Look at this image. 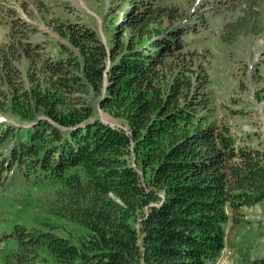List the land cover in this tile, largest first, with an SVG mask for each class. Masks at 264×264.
I'll use <instances>...</instances> for the list:
<instances>
[{
	"label": "trees",
	"instance_id": "1",
	"mask_svg": "<svg viewBox=\"0 0 264 264\" xmlns=\"http://www.w3.org/2000/svg\"><path fill=\"white\" fill-rule=\"evenodd\" d=\"M115 1L126 8L108 44L58 19L47 22L50 41L4 11L0 189L18 181L53 195L32 223H0V264H214L227 223L264 210V145L237 143L215 116L210 58L192 41L235 0L191 10L177 0ZM246 27L263 30L249 15L221 41Z\"/></svg>",
	"mask_w": 264,
	"mask_h": 264
},
{
	"label": "rangeland",
	"instance_id": "2",
	"mask_svg": "<svg viewBox=\"0 0 264 264\" xmlns=\"http://www.w3.org/2000/svg\"><path fill=\"white\" fill-rule=\"evenodd\" d=\"M261 1L218 3L224 8L212 15V10L208 9L207 28L192 38L198 49L207 51L203 55L210 58L207 65L211 79L209 90L215 116L229 125L237 143L258 148L264 145V8L259 3ZM177 2L184 9L191 10L202 9L205 0ZM8 8L37 27L40 35L50 41L57 38L47 22L58 19L82 23L96 31L103 44H108L126 4L118 8L115 0H0V42L6 39L8 28L4 21L8 18L4 11ZM249 15L260 22L262 33L251 34L246 27L247 34H239L234 42L225 44L221 41L229 23L241 21ZM96 114L102 122L118 126L117 120L101 109H97ZM6 118L0 114V120ZM15 182L0 189V223L4 225L15 220L30 224L31 217L44 216V209L53 195L52 189L45 186L28 189ZM242 219L235 227L230 222L226 225L228 235L223 250L230 252L227 264L240 262V255L244 253L253 258H264V210L245 208ZM228 242L236 248L235 254L240 249L239 259L233 260L235 254L227 246ZM239 242L243 246L237 244Z\"/></svg>",
	"mask_w": 264,
	"mask_h": 264
},
{
	"label": "crops",
	"instance_id": "3",
	"mask_svg": "<svg viewBox=\"0 0 264 264\" xmlns=\"http://www.w3.org/2000/svg\"><path fill=\"white\" fill-rule=\"evenodd\" d=\"M255 208H256V210H257V209H259V208H261V207H258V206L256 207V206H255L254 208L252 207V208H248V209H249V210H250V209H252V210H253V209H255ZM237 244H239L240 246H243V244H242V243H240V242H239V243H237ZM227 246H229V247H230V248L233 250V253L235 254V250H236V248H235V247H233V244H231V242H228V243H227ZM239 250H240V249L238 248V251L236 252V254H235V256H234V259H233V260H235V259H239V254H240V251H239ZM237 257H238V258H237ZM230 258H231V257H230ZM238 262H239V260L237 261V263H236V264H238ZM215 263H216V262H215ZM215 263H214V264H215Z\"/></svg>",
	"mask_w": 264,
	"mask_h": 264
},
{
	"label": "bare ground",
	"instance_id": "4",
	"mask_svg": "<svg viewBox=\"0 0 264 264\" xmlns=\"http://www.w3.org/2000/svg\"><path fill=\"white\" fill-rule=\"evenodd\" d=\"M228 253H230V252H226V251H222V260H223V264H227V261H228V259H227V254ZM230 255V254H229ZM228 255V256H229ZM217 261H220V255H219V257L217 258V260L215 261L216 263L215 264H218V262Z\"/></svg>",
	"mask_w": 264,
	"mask_h": 264
},
{
	"label": "built area",
	"instance_id": "5",
	"mask_svg": "<svg viewBox=\"0 0 264 264\" xmlns=\"http://www.w3.org/2000/svg\"><path fill=\"white\" fill-rule=\"evenodd\" d=\"M218 264H223V260H222V252L220 253V261H217Z\"/></svg>",
	"mask_w": 264,
	"mask_h": 264
}]
</instances>
